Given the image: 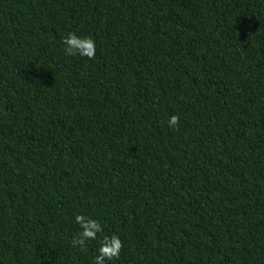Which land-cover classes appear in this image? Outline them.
<instances>
[{
    "label": "trees",
    "instance_id": "obj_1",
    "mask_svg": "<svg viewBox=\"0 0 264 264\" xmlns=\"http://www.w3.org/2000/svg\"><path fill=\"white\" fill-rule=\"evenodd\" d=\"M114 234L106 264H264V0H0V264Z\"/></svg>",
    "mask_w": 264,
    "mask_h": 264
},
{
    "label": "clouds",
    "instance_id": "obj_2",
    "mask_svg": "<svg viewBox=\"0 0 264 264\" xmlns=\"http://www.w3.org/2000/svg\"><path fill=\"white\" fill-rule=\"evenodd\" d=\"M63 44L66 46L65 52L69 56L79 55L90 60L95 58L96 43L91 36L81 37L75 32H71L64 37ZM179 120L178 115H172L168 121L169 127L178 129ZM75 222L80 226L81 231L72 238L73 247H79L83 250L87 241L97 240L98 234L103 232L101 223L89 216L78 214L75 217ZM122 249L123 241L118 235L103 236L102 239H99L98 253L93 264H106L107 261L119 259Z\"/></svg>",
    "mask_w": 264,
    "mask_h": 264
}]
</instances>
